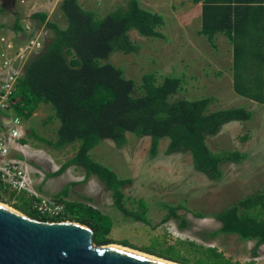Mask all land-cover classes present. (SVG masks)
<instances>
[{"label": "trees", "instance_id": "16d2710c", "mask_svg": "<svg viewBox=\"0 0 264 264\" xmlns=\"http://www.w3.org/2000/svg\"><path fill=\"white\" fill-rule=\"evenodd\" d=\"M15 0H3L2 9ZM202 1L203 25L200 30L217 46L222 33L233 47L232 72L234 90L264 104V0H192ZM89 2V4H88ZM97 0H61L59 9L66 24L50 19L44 10L34 11L30 17L48 29L42 49L34 53L19 77L15 111L28 121L42 105H52L55 113L44 122L59 124L52 137L32 129L28 136L40 139L52 150L70 146L74 153L62 165L75 164L87 175H97L111 191L114 206L124 218L151 223L147 215L148 203L143 197L129 205L127 193L132 177L120 175L113 167L94 155V148L103 140H112L119 148L126 146L130 134L148 136L150 152L158 151L167 140V152L190 154L195 167L209 177L223 176L224 165L242 162L247 151L240 148L213 149L209 138L219 133L230 120H249L252 109L244 105L213 108L214 97L178 96L183 89L179 75L145 71L140 80L128 77L122 67L107 60L112 52L132 53L139 45L130 31L138 30L148 37L166 38L162 27L164 15L142 4L141 0H124L120 5L103 12L93 6ZM101 4V2L99 3ZM96 7V6H95ZM18 12V11H17ZM23 28L16 17L13 29ZM52 109V108H51ZM247 134L241 137L247 138ZM27 142V138L22 139ZM67 190V189H66ZM37 196L31 192H17L0 186V200L10 202L24 213L48 220L34 207ZM65 205L64 213L53 219L80 221L94 229V240L111 243L109 236L114 219L92 203L55 199ZM167 209L163 221L176 220L180 227L189 225L186 216L178 211L181 205L164 203ZM195 214L203 213L194 210ZM214 216L221 225L207 233H234L242 239H253V256L264 244V189L243 195L226 204ZM207 240L208 236H202ZM188 248L176 244H155L142 247L145 252L182 264H257L254 257L247 260L229 254L216 245L186 239ZM124 245L135 246L128 240Z\"/></svg>", "mask_w": 264, "mask_h": 264}, {"label": "rangeland", "instance_id": "374dc122", "mask_svg": "<svg viewBox=\"0 0 264 264\" xmlns=\"http://www.w3.org/2000/svg\"><path fill=\"white\" fill-rule=\"evenodd\" d=\"M156 2L154 0L151 4L160 8L159 12L167 21L164 4ZM106 3V0L104 3L103 0H97L96 7H93L99 10V5ZM57 20L64 25L67 21L64 16L57 17ZM177 26L174 22L167 28L162 27L166 38L148 37L132 29L130 35L139 45L138 50L132 53L115 50L107 60L122 67L126 76L136 80H140L148 70L181 76L184 87L175 94L176 97L184 95L194 98L207 94L214 97L211 104L213 108L244 105L252 109L251 119L230 120L208 140L213 149L240 148L247 151V158L239 163L225 164L223 176L214 179L195 167L190 154L167 152V140L161 141L154 154L150 152L151 140L148 136L130 134L129 143L122 148L117 147L112 140H103L94 148V155L120 175L133 178L127 188L129 205L136 206L134 201L139 197L148 203L147 215L151 223L127 219L114 206L111 191L97 175H87L85 170L75 164L62 168L74 153L70 146L52 150L44 141L28 136L34 129L41 135L52 137L55 124L56 128L59 124L58 118L54 119L56 122H44L55 110L52 105H42L25 121L27 142L23 145V152L26 155L29 153L27 160L35 179L34 189L38 194L52 199L58 195L66 200L92 203L111 215L114 223L109 236L114 238L115 241L111 242L114 245L147 253L142 247L153 244L175 243L185 250L188 245L183 241L193 239L216 245L241 260H247L254 257L253 239H242L234 233L211 236L207 232L221 225L214 212L243 195L264 189V104L237 93L230 86V53L233 54V47L226 35H220L219 44L214 47L205 42V34L198 33L197 37L194 29L184 30ZM245 134L248 136L242 140ZM0 202L23 212L10 202ZM167 202L181 205L178 211L186 216L189 225L180 227L173 219L163 221L167 212L164 203ZM194 210L201 211L203 215L195 214ZM204 235L209 238L203 239ZM122 240H128L135 246L124 245L120 242ZM254 259L257 264H264V244L259 247V254Z\"/></svg>", "mask_w": 264, "mask_h": 264}, {"label": "water", "instance_id": "95a60500", "mask_svg": "<svg viewBox=\"0 0 264 264\" xmlns=\"http://www.w3.org/2000/svg\"><path fill=\"white\" fill-rule=\"evenodd\" d=\"M111 244L96 243L86 223L45 220L0 203V264H173Z\"/></svg>", "mask_w": 264, "mask_h": 264}, {"label": "built area", "instance_id": "2783aa9c", "mask_svg": "<svg viewBox=\"0 0 264 264\" xmlns=\"http://www.w3.org/2000/svg\"><path fill=\"white\" fill-rule=\"evenodd\" d=\"M46 36L47 27L31 19L11 34L0 32V186L35 194V209L50 217L48 220H56L53 218L64 213L65 205L34 189L32 170L23 152L26 122L12 104L19 77L31 56L44 46Z\"/></svg>", "mask_w": 264, "mask_h": 264}, {"label": "crops", "instance_id": "0c3cea01", "mask_svg": "<svg viewBox=\"0 0 264 264\" xmlns=\"http://www.w3.org/2000/svg\"><path fill=\"white\" fill-rule=\"evenodd\" d=\"M60 1L61 0H46L44 2H41V0H23V1L15 0V2L12 5L7 6L5 9H2L1 7L3 5V1L0 0V32L12 33L13 31H15L13 27L16 21V17H20L21 23L25 24L29 19L33 20L30 17V14L38 10L46 11L50 19L53 18L57 20V17L63 16L58 7ZM104 1L105 0H103V3ZM106 1H107L106 4L99 5L100 9L110 10L117 5H120L124 0H109V1L106 0ZM141 1L144 6L153 8L157 11H159L158 9H160L158 7H155L154 4H151L154 0H141ZM155 1H157L156 3L164 4V13L168 17V20L166 21L164 27L166 26L167 28V26L170 23L176 22L178 24L177 27L179 29H184V30L194 29L196 31L195 35L199 37L198 33H201L200 30L203 25L202 1L199 2H194L192 0H155ZM218 35L220 36L222 35V33ZM219 36L216 38L217 44H219L218 42ZM205 42L209 46L213 44L208 38L205 40ZM229 44L232 46L231 43ZM230 55H231V63H232L233 54L230 53ZM230 86H232L234 89L232 78H231ZM28 154L29 153H27L26 155L27 159H28ZM30 155H32V153H30Z\"/></svg>", "mask_w": 264, "mask_h": 264}, {"label": "bare ground", "instance_id": "6f19581e", "mask_svg": "<svg viewBox=\"0 0 264 264\" xmlns=\"http://www.w3.org/2000/svg\"><path fill=\"white\" fill-rule=\"evenodd\" d=\"M1 203V202H0ZM3 204V203H2ZM5 205V204H4ZM111 245H114V244H111ZM119 247L121 249H125L127 251H131V252H135V253H138V254H141L143 256H147V257H151V258H154V259H158V260H162V261H165V262H169V263H173V264H182V263H179V262H176V261H173V260H170V259H166V258H163V257H158V256H155V255H152V254H149V253H144V252H140V251H137V250H134V249H130L128 247H125V246H121V245H114V247Z\"/></svg>", "mask_w": 264, "mask_h": 264}, {"label": "flooded vegetation", "instance_id": "af4514ba", "mask_svg": "<svg viewBox=\"0 0 264 264\" xmlns=\"http://www.w3.org/2000/svg\"><path fill=\"white\" fill-rule=\"evenodd\" d=\"M5 1L8 3V2H11L12 0H5Z\"/></svg>", "mask_w": 264, "mask_h": 264}]
</instances>
